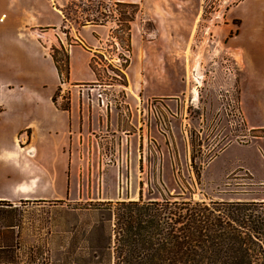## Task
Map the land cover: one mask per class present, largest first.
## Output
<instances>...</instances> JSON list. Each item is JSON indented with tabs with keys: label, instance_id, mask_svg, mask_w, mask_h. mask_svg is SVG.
I'll use <instances>...</instances> for the list:
<instances>
[{
	"label": "rangeland",
	"instance_id": "1",
	"mask_svg": "<svg viewBox=\"0 0 264 264\" xmlns=\"http://www.w3.org/2000/svg\"><path fill=\"white\" fill-rule=\"evenodd\" d=\"M237 1L143 0L140 5L64 0L65 45L49 47L60 67L52 101L62 107L70 102L147 106L145 135L139 142L140 189L135 199L131 190H67L45 199L0 200V264H77L79 255L101 249L99 242L107 236L111 254L116 255L114 218L126 207L121 202L264 201V162L258 151V146L264 150V127L249 129L246 124V118L264 123V94H255L256 85L264 87V77L251 80L242 104L230 81L237 71L236 58L221 37L226 10ZM88 24L104 26L94 33L99 42L88 64L74 72L90 77L74 81L69 78L68 45L77 40L75 34L84 41L88 32L82 26ZM82 49L79 61L85 62ZM10 129V121L0 122L4 181L10 176L4 170L1 144L11 141ZM102 138L106 137L101 136L98 145L103 157L112 153L106 159L129 150V143L119 141L111 150Z\"/></svg>",
	"mask_w": 264,
	"mask_h": 264
},
{
	"label": "crops",
	"instance_id": "2",
	"mask_svg": "<svg viewBox=\"0 0 264 264\" xmlns=\"http://www.w3.org/2000/svg\"><path fill=\"white\" fill-rule=\"evenodd\" d=\"M113 1L143 4V0ZM63 4L64 0H0V63L6 64L0 66V122L10 121L12 137L1 144L7 161L4 170L10 178L4 181L0 175V200L45 199L67 190H131V199H135L140 189L139 142L145 135L147 106L70 102L62 107L52 101L60 78L49 47L65 45ZM225 17L222 42L238 66L230 81L242 99L251 80L264 77V0H238ZM102 26L83 25L82 30L88 32L84 41L75 34L77 40L68 45L71 80L90 77L74 72L88 64L99 42L94 33ZM81 49L87 53L85 62L79 61ZM256 88L255 94H264V87ZM246 124L249 129L264 127L248 118ZM155 129L159 131L158 126ZM101 136L111 150L119 146L118 141L125 146L129 143L128 152H116L112 160L106 159L112 153L105 152L104 158L98 145ZM258 151L264 162V150L258 146ZM22 190H46L48 194L30 196Z\"/></svg>",
	"mask_w": 264,
	"mask_h": 264
},
{
	"label": "trees",
	"instance_id": "3",
	"mask_svg": "<svg viewBox=\"0 0 264 264\" xmlns=\"http://www.w3.org/2000/svg\"><path fill=\"white\" fill-rule=\"evenodd\" d=\"M121 203L126 207L114 218L116 255L102 237V248L79 255L77 264H111L113 257L114 264H264V201Z\"/></svg>",
	"mask_w": 264,
	"mask_h": 264
}]
</instances>
